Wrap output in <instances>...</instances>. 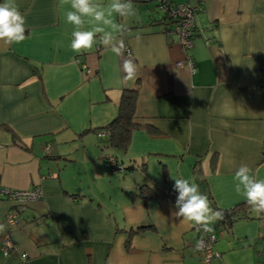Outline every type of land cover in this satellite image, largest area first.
Instances as JSON below:
<instances>
[{"label":"crops","instance_id":"0c3cea01","mask_svg":"<svg viewBox=\"0 0 264 264\" xmlns=\"http://www.w3.org/2000/svg\"><path fill=\"white\" fill-rule=\"evenodd\" d=\"M171 1L202 6L186 53L156 25L153 3L132 1L135 17H115L125 44L117 56L99 36L92 50L72 51L69 3L15 0L26 31L18 44L0 40V186L38 187L42 197L19 206L13 225L6 213L17 204L0 199V242L7 233L13 246L0 248V264H203L194 251L203 227L172 215V175L199 185L200 167L222 209L246 200L234 186L240 165L264 179V0ZM187 56L193 72L178 64ZM126 58L136 64L132 79ZM124 89L136 90L139 127L115 153L97 132ZM142 184L159 197L144 201ZM210 227L220 256L209 264L264 261V219L251 207Z\"/></svg>","mask_w":264,"mask_h":264},{"label":"clouds","instance_id":"9594fccd","mask_svg":"<svg viewBox=\"0 0 264 264\" xmlns=\"http://www.w3.org/2000/svg\"><path fill=\"white\" fill-rule=\"evenodd\" d=\"M70 4L65 12V21L73 26L70 48L76 53L93 49L97 36L100 42L120 56L125 44L117 39V33L122 32L124 25L116 22L115 17L131 18L137 15L132 0H108L103 5L100 0H62ZM91 25L85 29V24ZM24 15L19 11L15 0H4L0 3V40L6 44H18L25 39ZM123 71L126 79H132L136 74V64L133 59L126 58L123 62ZM173 189L178 193L175 208L172 213L175 217L194 222L203 227L204 231H211L210 225L224 218L223 212L214 210L209 198L203 194L194 180L173 176ZM235 191L242 194L252 210L257 214H264V179H257L252 170L242 164L234 173ZM4 226L0 225V230ZM203 242L197 241L194 251H202Z\"/></svg>","mask_w":264,"mask_h":264},{"label":"built area","instance_id":"2783aa9c","mask_svg":"<svg viewBox=\"0 0 264 264\" xmlns=\"http://www.w3.org/2000/svg\"><path fill=\"white\" fill-rule=\"evenodd\" d=\"M134 2H150L153 1L155 4V9L161 15L165 16L166 25H161L162 31L166 34L175 35L177 42L180 46V49L183 53H186V50L192 44V37L194 35V15L196 12L202 10L200 4H191L189 2H180L174 3L171 0H132ZM189 67L193 72L195 70V63L191 57L178 62V64L184 63ZM85 67V66H84ZM262 74L264 75V65L261 68ZM88 72V69H87ZM259 89L264 91V77L259 82ZM99 133L98 135H102ZM264 155V150L262 152ZM114 161L113 156H109L108 162L111 164ZM42 197V192L38 187H32L29 189H11L0 186V199L7 198L13 200L18 206L22 204H28L34 202ZM18 208H12L6 213V221L9 225H13L18 216ZM216 236L210 231H204L200 236L196 238V242H203V250L199 251L202 253L203 264H209L211 259L219 257V253L214 249V242ZM195 242V245H196ZM0 248L4 253H8L12 249V242L9 235L6 233L1 242Z\"/></svg>","mask_w":264,"mask_h":264},{"label":"trees","instance_id":"16d2710c","mask_svg":"<svg viewBox=\"0 0 264 264\" xmlns=\"http://www.w3.org/2000/svg\"><path fill=\"white\" fill-rule=\"evenodd\" d=\"M173 2V1H172ZM155 7V4H154ZM165 16L161 15V18H157L156 25H166ZM136 99L137 93L134 89H124L121 93L120 100L117 107V112L114 118L104 127L103 130H99V133H103L102 135H106L108 143L107 147L111 148L115 153H124L130 143L131 136L133 132L139 127L137 122L134 121L135 110H136ZM3 129L8 130L7 126H2ZM104 131V132H102ZM148 131L152 134H157V132L153 128H149ZM110 154H105L103 160L108 161ZM115 158V157H114ZM200 160H197V164ZM200 167H195L194 174L198 179V183L200 185V190L203 194H206L209 198L210 205L213 209L219 210L223 212L224 222L227 226L234 220L239 218L248 217V211L251 206H249L246 200L235 204L230 208H219L213 202L212 195L208 189V185L205 181V178L201 176ZM163 180L167 181V176L165 170H163ZM139 192L142 195L144 201L155 199L159 197V194L154 190L151 185L142 184L139 186ZM25 204L20 205L23 207ZM19 207L18 205H16ZM13 206L12 208H16ZM20 207V208H21ZM11 208V209H12ZM264 219V214H261ZM146 228L145 226H139L134 230H140ZM131 232V231H130ZM131 234V233H130ZM129 234V235H130ZM256 264H264V261L258 260Z\"/></svg>","mask_w":264,"mask_h":264},{"label":"rangeland","instance_id":"374dc122","mask_svg":"<svg viewBox=\"0 0 264 264\" xmlns=\"http://www.w3.org/2000/svg\"><path fill=\"white\" fill-rule=\"evenodd\" d=\"M151 3H153L154 4V2L153 1H150ZM158 12V11H157ZM199 12V11H198ZM159 13V12H158ZM160 14V13H159ZM166 34V33H165ZM194 36V35H193ZM193 38V37H192Z\"/></svg>","mask_w":264,"mask_h":264}]
</instances>
